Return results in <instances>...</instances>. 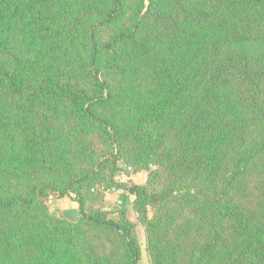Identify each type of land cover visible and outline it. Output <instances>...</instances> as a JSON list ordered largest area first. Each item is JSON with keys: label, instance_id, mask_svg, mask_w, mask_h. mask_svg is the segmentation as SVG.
Masks as SVG:
<instances>
[{"label": "trees", "instance_id": "1", "mask_svg": "<svg viewBox=\"0 0 264 264\" xmlns=\"http://www.w3.org/2000/svg\"><path fill=\"white\" fill-rule=\"evenodd\" d=\"M100 191L152 264H264V0H0V264H139Z\"/></svg>", "mask_w": 264, "mask_h": 264}, {"label": "crops", "instance_id": "2", "mask_svg": "<svg viewBox=\"0 0 264 264\" xmlns=\"http://www.w3.org/2000/svg\"><path fill=\"white\" fill-rule=\"evenodd\" d=\"M132 179L136 183L145 182V177L143 175V178H142V174H134L132 176ZM120 195H121L120 191H100L96 193L95 199L91 203V205L106 208L104 206H109L110 205L109 202L112 200L122 204L124 200H121ZM133 200H134V196L130 195L125 199L124 203L128 207H130V205L132 206L131 203ZM50 207H51V210L55 214L63 215L66 218L71 219V220H77L81 216V210H80L79 203L75 200V196L72 193L60 199L52 198L50 201ZM108 208L110 207H107L106 209Z\"/></svg>", "mask_w": 264, "mask_h": 264}, {"label": "rangeland", "instance_id": "3", "mask_svg": "<svg viewBox=\"0 0 264 264\" xmlns=\"http://www.w3.org/2000/svg\"><path fill=\"white\" fill-rule=\"evenodd\" d=\"M136 174H142V178L143 175L145 177V181H146V177H147V172L146 171H141L138 172ZM141 177V176H139ZM135 182V181H134ZM110 205L109 206H104V207H110L108 208L111 211L110 217L113 219H118L119 215L116 212V207L120 205V203L115 202L114 200L109 202ZM127 210H128V217L136 222V230H137V234L139 237V241L141 244V260L139 262V264H152L149 253H148V249H147V235H146V231H145V227L138 221L137 219V215L134 212L132 206L130 205V207L127 206Z\"/></svg>", "mask_w": 264, "mask_h": 264}, {"label": "built area", "instance_id": "4", "mask_svg": "<svg viewBox=\"0 0 264 264\" xmlns=\"http://www.w3.org/2000/svg\"><path fill=\"white\" fill-rule=\"evenodd\" d=\"M132 168L131 167H125L123 168L119 173L118 175L116 176L115 178V181L117 183H126L128 182L130 179H132V176L134 175L132 173Z\"/></svg>", "mask_w": 264, "mask_h": 264}]
</instances>
